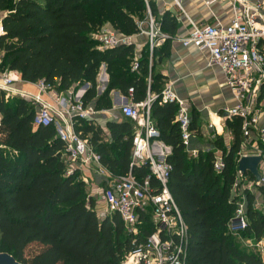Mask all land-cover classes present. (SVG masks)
I'll return each mask as SVG.
<instances>
[{"label": "trees", "instance_id": "trees-1", "mask_svg": "<svg viewBox=\"0 0 264 264\" xmlns=\"http://www.w3.org/2000/svg\"><path fill=\"white\" fill-rule=\"evenodd\" d=\"M148 11L166 37L160 48L145 46L135 62L133 44L99 50L93 38L104 25L125 37L140 33L139 23ZM0 73L17 72L23 82H42L56 93L77 91L88 84L83 106L110 110L114 90L133 104L155 98L150 119L158 140L171 149L168 188L187 227L185 264H264L261 254L243 252L232 241L227 225L237 199L232 190L238 180L237 163L244 135L242 121H225L232 141L222 137L211 143L214 150L192 155L181 141L176 121L178 106L162 103L165 77L153 72L155 59L170 54L177 21L169 12L159 13L150 0H0ZM105 67L108 82L98 95V74ZM129 90H132L129 94ZM0 253L20 264H121L134 247L119 215L100 220L95 202L87 197L77 172L67 174L65 145L56 128L33 124L35 106L0 90ZM190 129L199 131L196 111L190 113ZM74 132L99 157L100 165L113 175L132 174L137 180L149 175L146 165L130 169L134 125L125 120L107 123L108 135L88 120L76 119ZM215 151L222 166L216 170ZM152 185L155 181L151 180ZM264 200V187H260ZM247 228L242 232L254 243L264 239V211L254 207V196L244 191ZM264 207V203H263ZM139 242L154 228L148 215L141 218ZM228 231V232H227ZM34 248L32 252H28Z\"/></svg>", "mask_w": 264, "mask_h": 264}, {"label": "built area", "instance_id": "built-area-1", "mask_svg": "<svg viewBox=\"0 0 264 264\" xmlns=\"http://www.w3.org/2000/svg\"><path fill=\"white\" fill-rule=\"evenodd\" d=\"M148 1L144 0L146 6ZM204 5H211L214 0H201ZM233 15L227 25L215 23L212 25L199 24L186 16L189 31L180 39L183 47L204 51L207 53L211 66L221 69L225 75L226 85L234 95L237 103L227 109V118L239 117L242 121L244 138H254L264 148V126L259 125V111L257 109V91L260 80L264 75V0L249 3L246 0H232ZM176 5L180 4L175 0ZM148 28L140 33L144 34L149 42V64L153 48L165 39L154 19L148 11ZM3 34L0 23V36ZM93 38L98 42L99 50H107L121 45L131 44V37H125L114 31L109 25H104ZM137 59L132 65V71L137 70ZM19 78L17 72L0 73V90L7 96H13L16 91L11 85ZM39 93L50 94L54 105L42 101L39 96L30 97L29 102L35 106L33 124L56 128L57 137L65 145V162L67 165L89 166L95 164L99 173H105L99 163V157L74 132V123L78 120H90L94 109L83 106V94L90 87L82 86L85 90L69 91L66 94L56 93L42 82L35 84ZM132 90H129L131 94ZM17 96H22L21 93ZM25 96V95H24ZM27 96V94H26ZM155 98H149L144 103L133 104L129 101L120 105V115L134 125L132 137L130 169L146 165L149 175L137 180L132 174L119 176L115 180L106 182L101 191V201L104 208L96 211L98 219L116 213L119 215L127 233L133 237L134 247L128 252L121 264H185L187 256V227L169 191L168 182L171 166L166 163L167 155L164 149L154 152L152 144L158 140L159 134L150 119V105ZM162 103H173L178 106L176 121L179 125L181 141L188 152L193 156L196 151L190 150L194 132L191 131V116L189 109L182 103L174 91L171 83L165 84L161 92ZM1 125V115H0ZM260 156V180L249 181L253 187H264V151L254 149L251 154ZM222 166L220 156H216L214 167L219 170ZM72 167V166H71ZM67 174L73 169L67 167ZM239 177L240 174L238 173ZM155 181L152 185L151 180ZM246 203L237 204L235 214L230 219L227 228L231 234H240L247 228ZM148 215L154 231L144 236L139 242L141 217ZM259 250L264 247V239L256 243ZM262 250V249H261ZM264 261V250L261 252Z\"/></svg>", "mask_w": 264, "mask_h": 264}, {"label": "crops", "instance_id": "crops-1", "mask_svg": "<svg viewBox=\"0 0 264 264\" xmlns=\"http://www.w3.org/2000/svg\"><path fill=\"white\" fill-rule=\"evenodd\" d=\"M152 1L155 3L160 14L167 11L175 16L177 21V33L176 37L171 42L170 54L168 58L162 61L155 59L153 72L164 76L165 84L171 83L175 95L182 103H184L190 113L196 111L198 115V124H202L204 127L205 124H210L216 135H221L225 139L228 138V141L224 144H226V147L229 144V147L232 141V136L230 137V134L228 135L224 131L223 122L225 121L224 118H226V110L233 108L237 101L226 85L225 75L221 69L209 65L207 53L191 47H183L180 43V39L185 37L189 31L186 16L196 23L203 25H212L215 23L227 25L233 15L232 5L234 2L232 0H214L211 5L206 6L201 0H177L181 7L179 8L176 5L175 0ZM246 1L249 3H256L260 0ZM2 17L3 15L0 17V22ZM146 24L147 21L142 23L143 26ZM131 41V44H133L135 48V59H138L142 49L145 46L149 47L148 39L143 33H139L133 35ZM162 45L163 41L160 42L156 48H160ZM97 81V92L99 95L104 91L108 82V75L105 72L104 66H101L100 68ZM11 89L16 91L15 93H18L13 96L11 95L12 97H20L29 101L30 97L39 96L42 101L49 105H54V101L51 99L52 97L50 94L39 93L35 84L23 82L20 78L11 85ZM78 90L85 89L80 87ZM260 92V97H257L256 103L259 111V125L264 126V90ZM19 93H21L22 96H17ZM64 94L66 93H62V95ZM110 100L112 109L107 111H94V115L88 120L95 125H98L107 135V123H120L125 121L120 115L119 107L121 104L129 101L116 90L110 93ZM89 106L94 109L93 105ZM152 148L156 153L161 148L164 149L165 155L167 156L171 152V149L160 141L154 142ZM203 148H205V145L198 143L194 140L193 136L190 150L197 152ZM240 149V152L246 154L253 153L254 149L264 151V148L259 142L252 137H250V140L244 138ZM67 167L70 169L72 168L73 172H77L78 180L82 181L85 185L87 197L95 202V211L103 209L104 204L101 201V191L104 189L106 182L113 181L120 175H113L105 168V173H99L98 167L95 164L82 166L79 163H76L74 165H67ZM101 202L102 206L97 209V205H101Z\"/></svg>", "mask_w": 264, "mask_h": 264}, {"label": "rangeland", "instance_id": "rangeland-1", "mask_svg": "<svg viewBox=\"0 0 264 264\" xmlns=\"http://www.w3.org/2000/svg\"><path fill=\"white\" fill-rule=\"evenodd\" d=\"M3 15V13L0 15V17ZM147 21V20H146ZM146 28H148V22L146 25L142 26V29L145 30ZM258 79L260 80V85H259V91H257V97H260V94L262 90H264V75L261 77H258ZM225 121L228 120L229 118H224ZM225 121L223 122V124L225 123ZM224 131L229 135L230 131L225 127L224 125ZM217 137H222L221 135H216L213 132V129L211 128L210 124H199V131L194 133V140H196L198 143L205 145V148H203L202 150L207 151V150H214L211 143L213 141H215L217 139ZM231 137V134H230ZM223 138V137H222ZM226 141H228V138H223V142L225 143ZM226 145V144H224ZM229 145V144H228ZM227 145V147H228ZM216 156L219 157V152L215 151ZM260 187H253L249 185V180H245L240 181L238 180L236 183V186L233 188L232 190V197H235L237 199V204L239 203H243L246 201V198L244 196V191L247 190L248 193H250L251 195L254 196V204L253 207L259 211V212H263L264 211V207H263V196L260 192ZM102 206V202L101 205L98 204L97 205V209L99 207ZM95 207V206H94ZM228 232V231H227ZM228 234L231 236L233 243L243 252H255L257 251L259 254H261V252L264 250V247H262L260 250L259 248H257L256 243H254V241L250 238H248L246 235H244L243 233L240 234H231L228 232ZM34 250V248H31L28 252H32Z\"/></svg>", "mask_w": 264, "mask_h": 264}, {"label": "water", "instance_id": "water-1", "mask_svg": "<svg viewBox=\"0 0 264 264\" xmlns=\"http://www.w3.org/2000/svg\"><path fill=\"white\" fill-rule=\"evenodd\" d=\"M261 162L260 156L243 155L239 158L237 163V171L240 176L250 174L255 181L260 180L259 166ZM0 264H20L11 255L7 253H0Z\"/></svg>", "mask_w": 264, "mask_h": 264}]
</instances>
